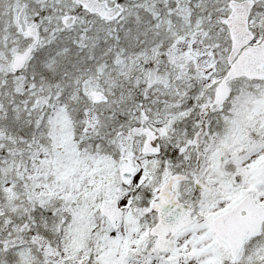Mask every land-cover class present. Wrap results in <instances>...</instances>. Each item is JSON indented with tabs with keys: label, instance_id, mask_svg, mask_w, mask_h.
Here are the masks:
<instances>
[{
	"label": "snow or ice",
	"instance_id": "obj_1",
	"mask_svg": "<svg viewBox=\"0 0 264 264\" xmlns=\"http://www.w3.org/2000/svg\"><path fill=\"white\" fill-rule=\"evenodd\" d=\"M0 264H264V0H0Z\"/></svg>",
	"mask_w": 264,
	"mask_h": 264
}]
</instances>
